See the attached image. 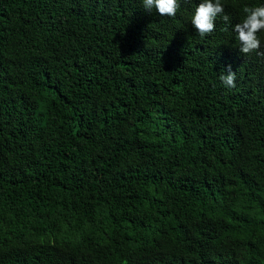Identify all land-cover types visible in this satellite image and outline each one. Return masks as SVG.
Returning a JSON list of instances; mask_svg holds the SVG:
<instances>
[{
    "label": "trees",
    "instance_id": "trees-1",
    "mask_svg": "<svg viewBox=\"0 0 264 264\" xmlns=\"http://www.w3.org/2000/svg\"><path fill=\"white\" fill-rule=\"evenodd\" d=\"M200 2L0 0V264H264V56Z\"/></svg>",
    "mask_w": 264,
    "mask_h": 264
},
{
    "label": "clouds",
    "instance_id": "clouds-1",
    "mask_svg": "<svg viewBox=\"0 0 264 264\" xmlns=\"http://www.w3.org/2000/svg\"><path fill=\"white\" fill-rule=\"evenodd\" d=\"M142 7L147 12L153 9L161 16L175 18L180 9L179 0H142ZM243 19L232 25L230 17L224 14L222 0H201L195 8L191 17V24L201 38L211 35L216 28L217 17H221L228 31L231 27L235 33L236 40L239 42V52L248 56L255 52L258 56H264L261 49V39L259 33L264 32V4L259 6H245L242 9ZM222 84L229 89L236 87V73L231 71L229 66L227 74L219 77Z\"/></svg>",
    "mask_w": 264,
    "mask_h": 264
}]
</instances>
